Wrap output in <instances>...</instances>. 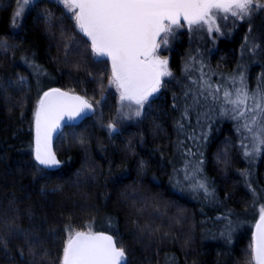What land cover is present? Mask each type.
Returning a JSON list of instances; mask_svg holds the SVG:
<instances>
[{
	"label": "trees",
	"instance_id": "1",
	"mask_svg": "<svg viewBox=\"0 0 264 264\" xmlns=\"http://www.w3.org/2000/svg\"><path fill=\"white\" fill-rule=\"evenodd\" d=\"M15 2L0 0V264H61L68 233L86 228L112 236L125 264H253L249 211L264 189V147L251 165L228 105L200 86L223 97L248 28L231 39L220 18L219 36L207 25L176 29L172 75L139 121L110 135L111 62L93 55L56 1H35L19 21ZM52 87L80 94L94 112L62 129L53 144L60 166L44 169L33 119Z\"/></svg>",
	"mask_w": 264,
	"mask_h": 264
},
{
	"label": "snow or ice",
	"instance_id": "2",
	"mask_svg": "<svg viewBox=\"0 0 264 264\" xmlns=\"http://www.w3.org/2000/svg\"><path fill=\"white\" fill-rule=\"evenodd\" d=\"M18 3L14 18L22 15L31 0ZM59 3L72 13L70 18L77 30L89 38L93 55L111 59L109 80L121 90L120 100L134 101L140 109L159 91L162 78L172 75L167 59L156 56V50L168 43L167 34L173 26H179L181 18L190 29L207 25L211 34L220 31L219 26L213 28L217 18L244 19L253 11L264 10V0H59ZM240 79L242 82L243 77ZM200 86L213 99L231 106L233 118L243 119V127L253 133L258 143L264 144V91L250 93L241 83L232 91L224 90L221 98L219 87L213 90L203 80ZM91 108L82 97L69 96L59 89L44 93L36 113L35 160L39 166L52 169L60 164L49 151L48 143L53 131L59 129L61 117L67 113L73 119ZM134 115L140 116L141 111ZM109 127L115 130L113 125ZM257 228L254 259L255 264H264V208ZM125 260L124 249L115 246L112 236L76 232L65 243L61 264H124Z\"/></svg>",
	"mask_w": 264,
	"mask_h": 264
},
{
	"label": "rangeland",
	"instance_id": "3",
	"mask_svg": "<svg viewBox=\"0 0 264 264\" xmlns=\"http://www.w3.org/2000/svg\"><path fill=\"white\" fill-rule=\"evenodd\" d=\"M37 1V0H31V3L26 6L23 10L22 15L19 18H14L15 21H19L23 18V16L27 13L28 9L32 6V4ZM56 1L64 10V12L71 17L72 13L68 12L64 5L59 3V0H54ZM20 3H22V0H19ZM19 3L18 0L15 2V7L13 11V15L15 12L18 10ZM264 10H257L253 11L251 15L248 17H245L244 19H236L231 16H229L228 20V39H231L233 34L237 31L242 30V26L244 25L248 28V32L244 34V32H240L241 36L243 35L244 41L242 42V45L238 49L237 52H235V56L233 59H231L234 64H236L238 61L239 65V73L238 71H235L233 73L228 74V90L232 91L236 87H240L241 83H243V86L246 87V89L250 93H254L257 91H264V25L262 23V19L259 20V22L256 24V17L258 19L260 18V13L263 12ZM73 24L75 25L74 20L72 19ZM224 21V19H223ZM264 22V19H263ZM256 24V25H255ZM216 25V24H215ZM213 25V28L216 26ZM219 26V24H218ZM76 27V26H75ZM220 28V26H219ZM176 29H181V30H186L187 29V23L183 21V18L180 20L179 26H173L171 33L167 34V40L168 43L166 45H163L156 50V56H158L161 59H167V68H169V49L171 47V42L170 39L174 38V34H176ZM221 34V31L217 32V36ZM163 36V34H162ZM173 36V37H172ZM161 37L159 38V40ZM167 52V54H166ZM96 57V56H95ZM230 63H228L229 66ZM241 72V73H240ZM238 73V74H237ZM237 74V75H235ZM112 76V64L110 66V77ZM168 76L162 78V86L160 87L159 91L155 93L152 97H150V100L158 95L160 90L163 88L164 83L166 81ZM241 77H243V81L241 82ZM109 87V92L112 94V96L115 97V104H116V109L114 116L109 124H105V129L108 134H113L115 132L120 131V129L124 126H126L128 123H135L140 120L142 117L143 111L145 106L149 103V101L144 105L142 109L139 108L138 105L135 104L134 101H121L120 100V95H121V90L117 87V85L113 82L108 83ZM140 110L141 115L136 116L134 113ZM215 112L221 113L220 111ZM222 114V113H221ZM234 117V113L231 111V106H228V120H231L230 118ZM234 119V118H233ZM99 120V117H98ZM206 117L205 113H202L199 121V125L202 126L205 123ZM210 120V118H209ZM236 126L239 130L240 134V141L243 144V151H244V156L248 158V162L251 165H254L255 161L257 162L259 154L264 147V144L258 143L256 139H254L253 133L248 132L244 127L245 121L243 119H234ZM109 125H113L115 130H112ZM199 173V170L197 167H194L191 169L188 174L190 177H195V174ZM255 205L254 207L252 206V210L249 211L251 214V219H253V223L255 224V221L257 220L258 216L261 214V209L264 208V189L261 187L260 188V194L255 193ZM256 216V217H255ZM249 219V218H248ZM220 220V219H217ZM224 223L229 224L232 221V218L228 217L226 220H222ZM231 230V229H228ZM83 232L85 233H91L88 228H86ZM75 232L70 231L68 233V239L70 235H73Z\"/></svg>",
	"mask_w": 264,
	"mask_h": 264
},
{
	"label": "water",
	"instance_id": "4",
	"mask_svg": "<svg viewBox=\"0 0 264 264\" xmlns=\"http://www.w3.org/2000/svg\"><path fill=\"white\" fill-rule=\"evenodd\" d=\"M82 35L87 39V41L91 44L90 40L88 37H86L83 33ZM160 37H158L157 39L159 40ZM103 57H106L108 58V60L111 62V59L107 56H103ZM50 89H59L61 92H65V93H68L69 96H72V95H75V96H80L82 97L84 100H86L83 96H81L80 94L78 93H74V92H71V91H67V90H64L62 88H59V87H52V88H49L47 89L46 91H44L40 98H39V101L41 99V97L44 95L45 92H48ZM87 101V100H86ZM88 103H90L89 101H87ZM69 104H75L77 102H73V101H69L68 102ZM92 105V103H90ZM39 109V102H38V105L35 109V114H34V119H33V154H34V159H35V154H36V148H37V122H36V113ZM94 112V107L92 105V108L91 109H86L84 111V113L82 115H79L77 116L76 118H73V119H69L68 118V115L67 113H65L62 117H61V121H60V127L58 130H54L53 133H52V136L50 138V141L48 143V149L51 153H53L56 157L57 160H59L53 150V144H54V140L56 139V137L60 134V132L62 131V129L66 126H69V125H74V124H77L78 122L82 121L83 119L85 118H88L90 116H92ZM36 161V160H35ZM37 163V162H36ZM38 164V163H37ZM60 166V164L55 167V168H52V169H56ZM42 167V166H41ZM260 219H261V214L258 216L257 220L255 221V224H254V227H253V232H252V251H253V264H255V259H254V236L257 234L258 232V228H257V224L258 222H260ZM90 234H96V233H90ZM104 235H108L110 236L109 234H105V233H102ZM74 235V234H73ZM114 240V239H113ZM115 242V240H114ZM115 246H117L116 242H115ZM124 264H125V261H124Z\"/></svg>",
	"mask_w": 264,
	"mask_h": 264
},
{
	"label": "bare ground",
	"instance_id": "5",
	"mask_svg": "<svg viewBox=\"0 0 264 264\" xmlns=\"http://www.w3.org/2000/svg\"><path fill=\"white\" fill-rule=\"evenodd\" d=\"M119 248V247H118Z\"/></svg>",
	"mask_w": 264,
	"mask_h": 264
}]
</instances>
